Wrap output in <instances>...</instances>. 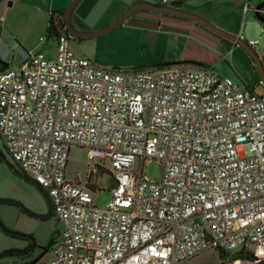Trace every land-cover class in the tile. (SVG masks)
I'll return each mask as SVG.
<instances>
[{"label":"built area","instance_id":"1","mask_svg":"<svg viewBox=\"0 0 264 264\" xmlns=\"http://www.w3.org/2000/svg\"><path fill=\"white\" fill-rule=\"evenodd\" d=\"M53 42L54 57L0 71V136L61 227L43 264H182L205 250L264 264V96L206 67L102 70L68 33ZM72 147L94 163L84 181L67 179ZM151 161L158 180L143 174ZM101 170L113 181L104 208L93 203Z\"/></svg>","mask_w":264,"mask_h":264},{"label":"rangeland","instance_id":"2","mask_svg":"<svg viewBox=\"0 0 264 264\" xmlns=\"http://www.w3.org/2000/svg\"><path fill=\"white\" fill-rule=\"evenodd\" d=\"M137 1L148 2V0ZM32 3L41 7L45 6L42 0H32ZM107 3V0H81L71 13L70 23L73 29L84 32L80 29L91 28L109 12ZM259 3L250 1L248 9H245V0H186L182 3V8L227 34L241 40L255 42L256 47L253 50L264 70V25L255 18V8ZM29 4H31L29 0H22L13 7V0L0 1V18L1 16L7 18L6 23L8 22L11 32L10 37L5 39V41L10 39L12 42L8 47L10 57L13 56V59L9 60V68L18 66L23 60L22 54L27 53V51L24 53L25 50L22 51L23 44L26 43L24 38L30 43H37L35 51L30 54L42 53L52 58L56 53L55 42H39L40 38L45 39V35L43 33L39 38L37 28L40 24L46 26L47 13L44 9L40 11ZM4 8L10 9L11 12L8 15L5 14ZM124 25L95 39L81 42L69 36V48L76 55L82 49L89 55L99 58V68L102 70L134 72L131 71L132 69H126L124 64L140 59L141 52L145 53V57L148 56V52H151L155 46L158 47L159 53L164 52L172 47L169 40L177 37L162 29L158 32L140 31L132 34L123 28ZM147 26L149 25L143 27ZM181 39L184 40L185 37ZM197 44L198 48H205L217 57L224 56L217 60L215 73L218 76L229 79L244 89L253 90L259 96H264V87L257 64L240 45L226 40L220 43L218 49H214L210 44L207 46L200 42ZM177 45L179 46V43ZM180 46L184 47L182 43ZM97 163L110 168L108 161L97 160ZM93 166L94 163L88 159L86 149L72 147L68 157L67 179L72 180L77 174L80 181H84L88 168ZM138 168L139 163L136 162L133 170L138 171ZM160 173L161 167L157 161L143 165V174L150 179L158 180ZM29 178L30 175L25 177L8 154L4 139L0 136V222L9 233L31 237L35 242V252L30 262L36 260V264H43L52 259V242L60 233L61 227L51 215L44 220H37L28 215L29 212L45 215L49 210L44 195L30 182ZM96 178H98L99 191L93 195V203L98 208H104L110 201L108 189L113 181L108 173L101 177H93L94 180ZM26 245L25 239L11 237L0 229V255L10 251H20ZM220 263L217 251L205 250L182 264ZM0 264H21V260L13 255L2 256Z\"/></svg>","mask_w":264,"mask_h":264},{"label":"crops","instance_id":"3","mask_svg":"<svg viewBox=\"0 0 264 264\" xmlns=\"http://www.w3.org/2000/svg\"><path fill=\"white\" fill-rule=\"evenodd\" d=\"M42 1H43V5H45L44 7H41L40 5L36 3H32V0H29V2L31 3L29 4V6L35 9H39L40 11H43L42 9H44L45 12L47 13V14L45 13L46 14L45 15L46 16V26H42V24H40V27L37 28V33H38L39 38L43 33L44 35L46 33L49 12L55 11V10L66 9L73 0H42ZM107 1H108L107 4L109 5L108 7L109 12L106 13L105 17L100 18L99 21L95 22V24L91 28H83V29L81 28L80 31H84L81 33H90L89 31L95 32V31L105 28L106 26L110 25V23L115 22L117 19H119L131 6L137 3H140V1H137V0H107ZM185 1L186 0H184V2ZM20 2H22V0H13V7L16 5V3H20ZM182 7L183 6L181 4L180 6L181 10H183ZM4 12L5 14L8 15V13H10L11 10L4 8ZM6 21H7V18L5 19L3 16H1L0 18V71L8 69L10 65L9 60L13 59V56L10 57L9 48H8L9 44H11L12 42L10 39L5 41V39H7L8 36L10 37L9 34H11L10 28L7 25L8 22L6 23ZM126 23H128V25H124ZM156 23H158V25H156ZM123 25H124L123 28L132 34H135L140 31L158 32L160 29H162L166 33H169L171 35H177L176 38L174 39L172 38L169 40L172 47L167 48L162 53H159L158 47L155 46L151 49V52H148V56L146 57H145V53L141 52L140 59L132 60V62H128L127 64H124L125 65L124 67H126V69H132L131 71H143L138 68L143 67L145 65H153V64H159V63L193 61V62L200 63L201 65H204L212 73L217 75L215 73V69L217 67V62H218L217 60L222 59L224 56L217 57L214 53L207 51L205 48L203 49L198 48L197 42L203 43L206 46L210 44L213 46L214 49H218L220 43L225 39L217 37L216 35L212 34L208 30L203 28L202 26L192 21H189L187 19H184V18H180V17L173 16V15L156 13V12L147 11V10L134 13L120 26H123ZM145 25H149V26L143 27ZM148 34H152V33H148ZM99 36H96L93 38H85V39L82 38V39H77V40L81 42L84 40L95 39ZM181 37L182 38L185 37V39L183 40L181 39ZM24 42L26 43L23 44L22 51L24 52L25 50L24 53H26V51L27 53L22 54L23 56L22 62L26 59V57L30 53H33L37 47L36 42L30 43L26 41L25 38H24ZM178 43H179V46L177 45ZM180 43H182L184 47H181ZM68 46H69V43H68ZM76 56L87 59L94 66L99 68V58L89 55L84 50L80 49ZM181 66H187V65H181Z\"/></svg>","mask_w":264,"mask_h":264},{"label":"water","instance_id":"4","mask_svg":"<svg viewBox=\"0 0 264 264\" xmlns=\"http://www.w3.org/2000/svg\"><path fill=\"white\" fill-rule=\"evenodd\" d=\"M1 1V0H0ZM80 0H73L69 6L66 8L65 10V17H64V23H65V29L67 31V33L69 34V36L76 38V39H85V38H93L99 35H102L104 33H107L117 27H119L120 25H122L131 15H133L136 12L139 11H152V12H156V13H161V14H167V15H173V16H177L180 18H184L187 19L189 21H192L200 26H202L203 28H205L206 30H208L209 32H211L212 34L216 35L219 38H223L227 41H230L232 43L238 44L240 45L248 54L249 56L253 59V61L257 64V67L259 69V72L261 74V79H262V83H263V87H264V70L263 67L258 59V57L256 56L255 51H253L250 47H248L246 45V43L230 34H227L217 28H215L214 26H212L210 23H208L207 21H205L204 19L190 13L187 11H183L181 9H177V8H172V7H159V6H154L151 5L149 3L146 2H140L137 3L133 6H131L119 19H117L115 22H113L112 24L106 26L103 29H100L98 31L95 32H90V33H81L76 31L75 29H73V27L71 26L70 23V17H71V13L74 9V7L79 3ZM264 7V1L260 2L257 6H256V10H259L261 8ZM255 18L264 25V20L262 19V17L259 15V13L256 11L255 12ZM181 65H187L190 67H202L200 63L197 62H193V61H182V62H169V63H159V64H153V65H145L143 67H140L138 69L140 70H149V69H155V68H161V67H169V66H181ZM40 192V188L35 185L34 183H32ZM42 193V192H41ZM45 197V196H44ZM46 201L47 198L45 197ZM29 216L31 217H35L41 220H44L46 218H48L51 215V210L49 208L48 212L45 215H37L34 213H28ZM0 229L5 230L11 237L14 238H19V239H31L32 244L34 245L35 242L31 237H27L24 235H20V234H14V233H9L4 226L2 225V223L0 222ZM26 251H24L25 253ZM23 253V251H10V252H6L3 253L2 255H0V257L2 256H9V255H21ZM36 260L28 263V264H36Z\"/></svg>","mask_w":264,"mask_h":264},{"label":"trees","instance_id":"5","mask_svg":"<svg viewBox=\"0 0 264 264\" xmlns=\"http://www.w3.org/2000/svg\"><path fill=\"white\" fill-rule=\"evenodd\" d=\"M65 10L66 9H61V10H55V11H51L48 14V20H47V28H46V33H45V37L46 40L49 42H53L60 33L63 34H67V31L64 30L65 29V23H64V17H65ZM202 67H205L204 65H201ZM106 172L104 171H100L99 176L101 177L103 174H105ZM32 182V181H30ZM91 182V180L89 179V183ZM33 183V182H32ZM91 187H94L91 185ZM42 194L47 198L46 193L40 189ZM47 203L48 206L51 210V216H53L52 214V209H51V204L50 201L47 198ZM54 217V216H53ZM2 230V229H1ZM3 232H5L6 234H8L5 230H2ZM218 256L221 260L220 264H224L226 261H233L236 259H240V258H252V254L250 253H244L242 251H237V252H233V253H224L221 251H217ZM16 256L17 258L18 255H13Z\"/></svg>","mask_w":264,"mask_h":264},{"label":"flooded vegetation","instance_id":"6","mask_svg":"<svg viewBox=\"0 0 264 264\" xmlns=\"http://www.w3.org/2000/svg\"><path fill=\"white\" fill-rule=\"evenodd\" d=\"M35 218V217H32ZM37 220H41L38 218H35ZM27 242V245L24 247V249L20 250L23 251V253L21 255H18L19 259L21 260V264H28L30 263V260H32L34 258V252H35V244L33 245L31 242V239H25ZM24 251H26L24 253ZM39 254V253H38Z\"/></svg>","mask_w":264,"mask_h":264}]
</instances>
